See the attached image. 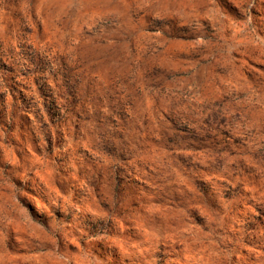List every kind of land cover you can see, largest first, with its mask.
Wrapping results in <instances>:
<instances>
[{"label":"rangeland","instance_id":"rangeland-1","mask_svg":"<svg viewBox=\"0 0 264 264\" xmlns=\"http://www.w3.org/2000/svg\"><path fill=\"white\" fill-rule=\"evenodd\" d=\"M0 264H264V0H0Z\"/></svg>","mask_w":264,"mask_h":264}]
</instances>
